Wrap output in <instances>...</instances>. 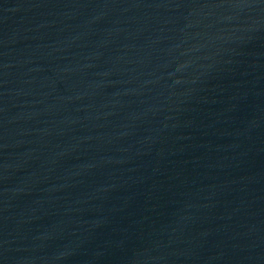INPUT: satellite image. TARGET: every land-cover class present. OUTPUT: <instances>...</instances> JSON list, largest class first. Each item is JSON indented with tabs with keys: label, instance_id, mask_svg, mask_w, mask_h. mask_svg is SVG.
Instances as JSON below:
<instances>
[{
	"label": "water",
	"instance_id": "water-1",
	"mask_svg": "<svg viewBox=\"0 0 264 264\" xmlns=\"http://www.w3.org/2000/svg\"><path fill=\"white\" fill-rule=\"evenodd\" d=\"M0 264H264V0H0Z\"/></svg>",
	"mask_w": 264,
	"mask_h": 264
}]
</instances>
